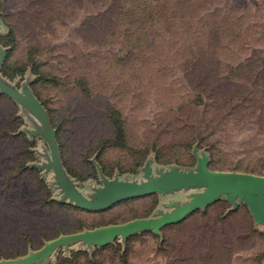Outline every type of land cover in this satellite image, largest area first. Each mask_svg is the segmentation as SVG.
<instances>
[{"label": "rangeland", "instance_id": "rangeland-1", "mask_svg": "<svg viewBox=\"0 0 264 264\" xmlns=\"http://www.w3.org/2000/svg\"><path fill=\"white\" fill-rule=\"evenodd\" d=\"M16 41V44L15 42ZM3 77L47 108L69 179L197 170L264 175V0H0ZM5 71L13 76L9 78ZM0 94V264L62 236L170 211L205 187L80 208L43 167L51 148ZM34 264H264V224L223 198L182 222Z\"/></svg>", "mask_w": 264, "mask_h": 264}, {"label": "water", "instance_id": "water-1", "mask_svg": "<svg viewBox=\"0 0 264 264\" xmlns=\"http://www.w3.org/2000/svg\"><path fill=\"white\" fill-rule=\"evenodd\" d=\"M6 57V50L0 48V94H6L17 101L27 112L28 117H32V122L36 123V127H38L36 134H41L48 142L52 158L48 163L43 164V167L54 171L56 182L64 199H69L84 210L98 212L108 210L133 197L154 193L165 195L194 187H205V191L194 194L190 201L175 202L168 212L161 210L153 217L136 218L122 224H111L80 233L68 234L50 242L30 258L2 264H34L45 260L54 250L76 241L105 244L116 238L126 239L144 231L160 232L164 227L180 223L197 210L205 209L223 198L234 206L241 203L246 204L255 221L264 224V175L212 170L207 155L197 156V170L191 172L174 168L169 173L154 176L152 168L148 166L145 172L146 180L143 182L109 178L101 173L104 181L103 187L97 189L92 198H87L66 173L58 135L43 102L30 91L18 90L3 77L2 67Z\"/></svg>", "mask_w": 264, "mask_h": 264}, {"label": "trees", "instance_id": "trees-1", "mask_svg": "<svg viewBox=\"0 0 264 264\" xmlns=\"http://www.w3.org/2000/svg\"><path fill=\"white\" fill-rule=\"evenodd\" d=\"M15 42V44H16V41H14ZM5 75H7L9 78H13V76H11L10 74H8L6 71H5ZM7 99H10V100H12L11 98H9V97H7V96H5ZM1 98V97H0Z\"/></svg>", "mask_w": 264, "mask_h": 264}, {"label": "crops", "instance_id": "crops-1", "mask_svg": "<svg viewBox=\"0 0 264 264\" xmlns=\"http://www.w3.org/2000/svg\"><path fill=\"white\" fill-rule=\"evenodd\" d=\"M125 201V200H124ZM123 202V201H122ZM121 203V202H120ZM119 204V203H118ZM117 205V204H116ZM144 218V217H143ZM146 218V217H145Z\"/></svg>", "mask_w": 264, "mask_h": 264}]
</instances>
